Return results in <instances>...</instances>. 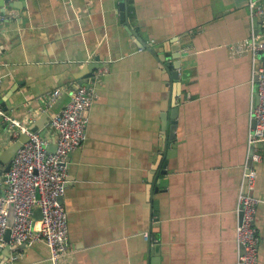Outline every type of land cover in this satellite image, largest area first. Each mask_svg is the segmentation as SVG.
Returning <instances> with one entry per match:
<instances>
[{"label": "crops", "instance_id": "1", "mask_svg": "<svg viewBox=\"0 0 264 264\" xmlns=\"http://www.w3.org/2000/svg\"><path fill=\"white\" fill-rule=\"evenodd\" d=\"M249 3L127 0L122 18L120 0L0 1L3 112L53 151L52 117L78 86L95 91L85 139L67 160L69 254L59 264H237L260 64L249 44L264 34ZM21 136L0 123V192ZM257 153L264 264V140ZM40 219L35 208L33 230ZM0 264L52 262L39 241L0 246Z\"/></svg>", "mask_w": 264, "mask_h": 264}, {"label": "built area", "instance_id": "2", "mask_svg": "<svg viewBox=\"0 0 264 264\" xmlns=\"http://www.w3.org/2000/svg\"><path fill=\"white\" fill-rule=\"evenodd\" d=\"M249 6L253 16L264 15L263 4L250 0ZM249 46L255 57L261 53V64L253 74V81L257 82V103L251 110L255 127L248 139L252 152L244 172L246 189L240 193L236 207L241 217L236 227L237 264H258L261 240L255 223L260 199L253 192L257 179L254 163L260 161L257 147L264 140V34L260 39L252 38ZM61 92V88L53 90L49 102ZM94 98L95 91L89 84L72 91L70 101L50 122L57 136L53 151L48 150V141L43 136L0 109V120L11 129L12 138L16 140L21 134L27 136L4 174V189L0 192V246L7 243L5 234L10 228V246L42 241L49 247L52 264H59L69 254L67 211L61 202L67 181V160L85 139L88 113ZM10 207L13 210L11 226L8 224ZM35 208L41 213L37 231L32 229ZM145 238L149 240L150 236L145 234Z\"/></svg>", "mask_w": 264, "mask_h": 264}, {"label": "water", "instance_id": "3", "mask_svg": "<svg viewBox=\"0 0 264 264\" xmlns=\"http://www.w3.org/2000/svg\"><path fill=\"white\" fill-rule=\"evenodd\" d=\"M1 2H6V0H0ZM126 3H127V0H120V10H121V17L122 18H124V14H125V10H126ZM257 20V19H256ZM256 20H254V21H256ZM139 46H142V45H139ZM260 56H261V53H258L257 54V57H258V59H260ZM176 63H175V65H176V68H179V66H180V63H178V61H175ZM260 64H261V62H260ZM260 64L258 63L257 65H256V69H255V71H257L258 70V68H259V66H260ZM256 78H257V74H255V76H254V79L256 80ZM256 84H257V82L255 81L254 82V85H255V87H256ZM255 99H256V103H257V96H255ZM175 117H176V110L175 109H173L172 111H171V120H173L172 121V126L170 127V129H171V131H170V133H169V137H170V139H172V141L174 140V138H175V135H174V133H172L173 132V129H174V127H175ZM252 120H253V128L255 127V119L254 118H252ZM0 123H2V121L0 120ZM21 135H23V136H21V138H20V140H19V142L18 143H16L15 144V148L13 149V151H12V155H11V158L13 159V156L15 155V153H16V151L23 145V143L27 140V136L26 135H24V134H21ZM251 155V154H250ZM12 159H11V161H12ZM11 161H10V163L8 164V167H7V169H6V171H8L9 170V168H10V165H11ZM162 173H165L166 172V170H163V171H161ZM245 189H246V184H245ZM239 216V215H238ZM241 219V217L239 216V220ZM8 224H9V226H11V224H12V220H9L8 221ZM9 236H10V228H8L7 229V231H6V234H5V241L7 242V246L8 247H13V246H10V242H9Z\"/></svg>", "mask_w": 264, "mask_h": 264}]
</instances>
